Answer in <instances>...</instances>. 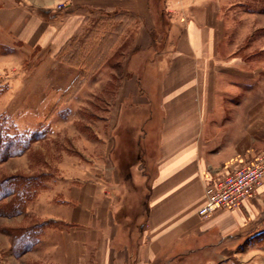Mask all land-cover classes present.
<instances>
[{
  "label": "crops",
  "instance_id": "obj_1",
  "mask_svg": "<svg viewBox=\"0 0 264 264\" xmlns=\"http://www.w3.org/2000/svg\"><path fill=\"white\" fill-rule=\"evenodd\" d=\"M243 13L233 41L221 0H0V74L21 104L37 93V115L45 84L72 79L61 56L85 23L129 16L138 47L106 117L87 124L99 140L53 175L22 171L47 177L16 215L39 230L19 255L13 229L0 233L3 263L264 264V180L240 206L197 214L208 184L264 150V78L257 91L259 69L240 56L264 14Z\"/></svg>",
  "mask_w": 264,
  "mask_h": 264
},
{
  "label": "rangeland",
  "instance_id": "obj_2",
  "mask_svg": "<svg viewBox=\"0 0 264 264\" xmlns=\"http://www.w3.org/2000/svg\"><path fill=\"white\" fill-rule=\"evenodd\" d=\"M221 1L223 11L228 16L227 20L232 23L233 41L244 36V34H239L240 28L245 26L243 12L264 14V0ZM134 24L135 22L129 16L120 19L99 18L85 23L79 33L78 41L72 43L71 49H67L68 51L63 54L64 58L61 56L62 76L72 77V79L61 83L48 82L45 84L46 91L49 90L45 94L50 96L42 99V114L40 115H37L40 111L37 106L39 98L35 95L37 93H31L28 102L21 104V97L17 96L20 93L19 89L17 92H11V83L0 74V122H3L5 130L11 135L30 134L34 130L42 133L41 139L31 143L30 151L26 149V152H23L24 155L22 153L2 162L0 175L22 173L28 168L31 170L48 169L50 175H53L52 172L56 169L61 156L66 153L80 155L89 141L99 140L97 129H93V126L89 128L87 124L101 122L102 118L107 115L106 111L112 104L119 80L123 75L121 63L138 49L134 46ZM262 33H264L262 30H257L251 39L249 34L243 38V48L240 51V56L247 61L248 66L253 64L255 70L259 69L256 74L258 78L254 82L255 89L258 86L261 89V80L264 78ZM103 39H105L104 42ZM251 42H254L252 43L254 45L253 55L250 50H246ZM71 61L77 62L78 66L71 65L69 63ZM29 62L32 64L31 61ZM29 69L31 67L28 66L25 71ZM141 84H145L144 77ZM18 86L22 89L21 83H18ZM59 88L61 92H58ZM10 93L13 95H9ZM39 101L41 102V98ZM16 108L18 112H12ZM28 110L31 112L28 113ZM29 117H33L32 120ZM29 125L34 126L29 128ZM46 180L45 176L39 177L36 182H30V185L38 184L39 188L45 184ZM22 224L20 216L0 215V233L3 235L8 234L6 228L11 227L14 230ZM5 243L4 237H1V244L4 246ZM4 249H6L5 246ZM2 259L3 257L0 256V264H5ZM7 264L11 262L8 261Z\"/></svg>",
  "mask_w": 264,
  "mask_h": 264
},
{
  "label": "trees",
  "instance_id": "obj_3",
  "mask_svg": "<svg viewBox=\"0 0 264 264\" xmlns=\"http://www.w3.org/2000/svg\"><path fill=\"white\" fill-rule=\"evenodd\" d=\"M62 58H64V55ZM69 63L78 66L77 62L71 61ZM41 135L42 133L36 130L30 132V134L11 135L5 130L3 122H0V164L10 157L21 155L30 147L33 141L41 139ZM37 178H39L37 175L31 176L22 173L1 174L0 215L12 217L21 214L27 201L32 199L35 190L38 188V184L30 185V182H36ZM38 230L39 225L10 230L12 251L19 255L29 250L35 242Z\"/></svg>",
  "mask_w": 264,
  "mask_h": 264
},
{
  "label": "built area",
  "instance_id": "obj_4",
  "mask_svg": "<svg viewBox=\"0 0 264 264\" xmlns=\"http://www.w3.org/2000/svg\"><path fill=\"white\" fill-rule=\"evenodd\" d=\"M264 180V150L205 187V201L197 214L207 217L219 209H233L250 200Z\"/></svg>",
  "mask_w": 264,
  "mask_h": 264
}]
</instances>
